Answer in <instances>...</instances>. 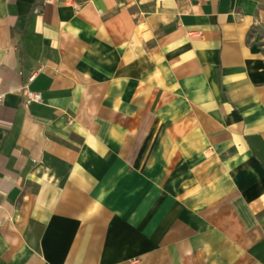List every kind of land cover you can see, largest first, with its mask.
I'll use <instances>...</instances> for the list:
<instances>
[{
    "label": "crops",
    "instance_id": "1",
    "mask_svg": "<svg viewBox=\"0 0 264 264\" xmlns=\"http://www.w3.org/2000/svg\"><path fill=\"white\" fill-rule=\"evenodd\" d=\"M2 94L0 264H264V0H0Z\"/></svg>",
    "mask_w": 264,
    "mask_h": 264
},
{
    "label": "built area",
    "instance_id": "2",
    "mask_svg": "<svg viewBox=\"0 0 264 264\" xmlns=\"http://www.w3.org/2000/svg\"><path fill=\"white\" fill-rule=\"evenodd\" d=\"M35 12L39 13V10H36ZM26 97H27V103H31V101H36V102H41L42 101V97L39 94H36V93H32V92L31 93H27ZM3 100H4V97H3V94H2V95H0V107L2 106Z\"/></svg>",
    "mask_w": 264,
    "mask_h": 264
}]
</instances>
